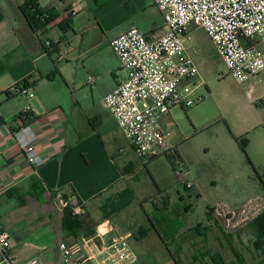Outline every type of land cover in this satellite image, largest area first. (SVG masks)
Wrapping results in <instances>:
<instances>
[{"label": "crops", "instance_id": "crops-1", "mask_svg": "<svg viewBox=\"0 0 264 264\" xmlns=\"http://www.w3.org/2000/svg\"><path fill=\"white\" fill-rule=\"evenodd\" d=\"M25 1L0 2V233L10 235L11 259L15 264H27L33 257L42 264H89L86 251H75L74 246L84 237H94L104 245L127 240L136 254L133 264L172 260L155 230L137 238L140 228L151 226V199L166 198V189L149 172L153 187L138 173L157 159L142 160L131 149L138 162L126 160L123 150L106 147L100 134L102 126L108 127L110 138L123 133L104 104L105 97L127 79L111 42L131 27L147 35L161 31V12L153 0H39L43 8L61 16L72 9L78 15L71 17L66 34L57 26L35 34L20 11ZM63 39L69 44L66 60L56 62V55L43 44ZM81 59L94 79L93 84L87 80L94 85L91 91L102 99L93 118L79 112L60 87L70 88L69 65ZM27 78L33 97L5 95ZM27 107L43 160L38 169L28 165L15 138ZM64 197L74 211L85 210L80 219L86 231L77 239L62 228ZM63 246L70 249L69 255Z\"/></svg>", "mask_w": 264, "mask_h": 264}, {"label": "rangeland", "instance_id": "rangeland-1", "mask_svg": "<svg viewBox=\"0 0 264 264\" xmlns=\"http://www.w3.org/2000/svg\"><path fill=\"white\" fill-rule=\"evenodd\" d=\"M188 45L199 66L203 85L194 94L192 107L174 108L162 119L169 137L168 150L147 170L141 167L139 176L153 187L150 173L159 186L166 189L172 215L178 210L187 211L186 222L190 229L183 240L182 264H214L209 257L203 263L193 260L196 251L208 250L219 251L224 264H239L232 247L242 253L246 264H264V254L255 250L254 238L247 228L248 223L264 211V198L251 201L264 197V73L262 84L249 98L243 85L229 74L203 29H192ZM85 61L81 59L69 65L70 88L60 87L79 112L93 118L102 99L91 91L94 85L87 83ZM100 134L106 147L123 150L124 159L138 162L123 133L110 138L108 127L102 126ZM181 166L190 169L192 176L186 180L193 181L192 188L176 177L175 171ZM249 201L256 207H249L252 209L249 214L244 220L239 219L240 209ZM214 220L219 225H215ZM198 224L213 226L204 244L202 238L193 233L192 228ZM166 228L171 231L173 226L167 223ZM225 235L231 236L230 243ZM163 264L175 262L167 259Z\"/></svg>", "mask_w": 264, "mask_h": 264}, {"label": "built area", "instance_id": "built-area-1", "mask_svg": "<svg viewBox=\"0 0 264 264\" xmlns=\"http://www.w3.org/2000/svg\"><path fill=\"white\" fill-rule=\"evenodd\" d=\"M153 1L162 14V30L147 35L131 27L112 40L111 47L127 72V79L104 99L106 109L134 153L145 161L167 152L169 137L162 119L174 108L192 107L194 94L203 85L199 66L188 45L193 28L203 29L229 74L243 85L249 98L262 84L264 73V0ZM76 15L78 10L72 9L64 18ZM45 46L48 53L56 54L58 62L66 60L67 40L49 41ZM88 82L93 84V77H88ZM14 88L15 85L10 88L13 93L33 97L31 89ZM31 114V107L23 110V122L15 138L28 165L38 169L43 164L36 148L38 136L32 125L26 124ZM175 174L180 183L193 187V181L186 180L192 176L188 167H178ZM249 207L256 206L252 202L246 204L240 209L239 219L244 220L252 210ZM84 211L78 207L75 212L81 215ZM226 211L236 216L235 212ZM63 249L66 255L70 254V249L64 246ZM82 249L87 253L89 264H133L136 261V254L125 239L104 245L94 237H84L74 246L75 251ZM10 250V235L1 232L0 264H15ZM27 264L42 263L38 257H33Z\"/></svg>", "mask_w": 264, "mask_h": 264}, {"label": "trees", "instance_id": "trees-1", "mask_svg": "<svg viewBox=\"0 0 264 264\" xmlns=\"http://www.w3.org/2000/svg\"><path fill=\"white\" fill-rule=\"evenodd\" d=\"M20 11L23 14L27 24L35 34L46 33L48 31V28L51 26H57L63 34H66L71 30V17L64 18V16H61L60 13L57 12L55 9L43 8L39 0H26L20 6ZM43 47L48 52L45 44H43ZM49 54L56 55L55 53ZM56 62L58 61L56 60ZM22 87L26 90L31 88L30 78H27L15 85V88L17 90ZM5 95L21 96V93H13L12 90L9 89L5 92ZM22 116L23 115H21V118ZM27 119L28 120L26 121V124H31L34 120V117L31 114L29 117H27ZM22 122L23 121L21 120V123ZM162 156L163 155L151 158L148 161L156 160ZM172 159H175V157ZM169 199V197L159 199L158 201L151 199L153 209L152 213L149 215L151 226L146 228H140L137 238L138 240H142L146 238L152 230H155L159 235L161 241L164 243L168 253L170 254L175 264H182L180 256L183 252V240H185V237H187V231L190 229L187 228V211L183 213L182 211L178 210L175 215H172V213L170 212L171 205ZM64 200H66V197H64ZM211 212H213V209H211ZM207 222H210V218H208ZM214 222L215 225H219L217 220H214ZM167 223H170L173 226L171 231L166 228ZM62 228L65 232L69 233L70 236L76 239L83 235L86 231L80 219V215H77L75 213L72 203H68L66 206L63 207ZM211 228H213V226L209 227L207 225L198 224L192 229L194 236L206 239ZM247 228L251 233L250 235L254 238L253 246L255 250L259 254H264V211L260 213L257 217H255L252 221H250L247 225ZM225 237L227 238V240H229L228 242L230 243L231 236L225 235ZM231 249L237 262L239 264H246L242 253H239V251L234 247H232ZM196 252L198 255L196 257H193L195 263H203V260L207 257H209L214 264L225 263L224 258L219 251L213 252L212 250H208L206 252Z\"/></svg>", "mask_w": 264, "mask_h": 264}]
</instances>
